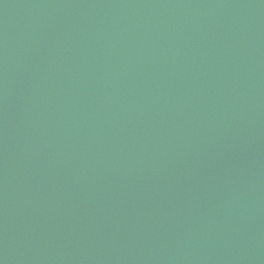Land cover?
<instances>
[{
    "label": "water",
    "instance_id": "95a60500",
    "mask_svg": "<svg viewBox=\"0 0 264 264\" xmlns=\"http://www.w3.org/2000/svg\"><path fill=\"white\" fill-rule=\"evenodd\" d=\"M0 264H264V0H0Z\"/></svg>",
    "mask_w": 264,
    "mask_h": 264
}]
</instances>
